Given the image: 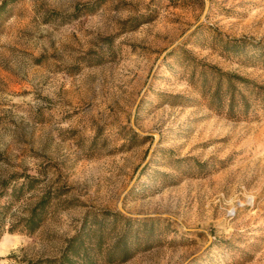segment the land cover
Returning <instances> with one entry per match:
<instances>
[{
  "label": "rangeland",
  "instance_id": "1",
  "mask_svg": "<svg viewBox=\"0 0 264 264\" xmlns=\"http://www.w3.org/2000/svg\"><path fill=\"white\" fill-rule=\"evenodd\" d=\"M9 10L6 228L47 192L54 199L33 236L3 234L0 264L58 256L86 215L104 212L160 220L151 248L114 264H264V0H18ZM215 72L256 92L233 81L231 112L223 81L219 107Z\"/></svg>",
  "mask_w": 264,
  "mask_h": 264
},
{
  "label": "trees",
  "instance_id": "2",
  "mask_svg": "<svg viewBox=\"0 0 264 264\" xmlns=\"http://www.w3.org/2000/svg\"><path fill=\"white\" fill-rule=\"evenodd\" d=\"M17 1L2 0L0 3V29L11 16L9 6ZM78 12L79 10L76 11L75 16L78 15ZM214 75L216 83L212 101H216L219 103V107H222L225 102V99L221 98L222 82L226 81L227 87L223 89L224 94L229 95L228 109L231 112L234 110L237 94L231 86L233 81H237L248 92H256V88L244 80L219 72H215ZM257 91V96L260 93L264 97V89L259 88ZM244 103L246 102L244 101ZM28 183L36 182L30 180ZM53 199L50 192H47L29 210L26 217L18 220L17 224H13L9 228H6L5 225V212L1 210L0 239L4 233L19 232L33 236L49 215ZM159 223L160 220L156 218H131L119 212H104L100 215L88 214L81 220L77 231L67 239L58 256L40 258L26 264H114L126 262L138 252L151 248L157 242L151 238L154 235L156 225Z\"/></svg>",
  "mask_w": 264,
  "mask_h": 264
},
{
  "label": "bare ground",
  "instance_id": "3",
  "mask_svg": "<svg viewBox=\"0 0 264 264\" xmlns=\"http://www.w3.org/2000/svg\"><path fill=\"white\" fill-rule=\"evenodd\" d=\"M9 248V243L2 241L0 242V254L4 253L5 251H7V249Z\"/></svg>",
  "mask_w": 264,
  "mask_h": 264
}]
</instances>
